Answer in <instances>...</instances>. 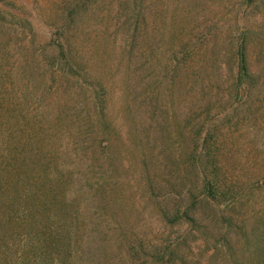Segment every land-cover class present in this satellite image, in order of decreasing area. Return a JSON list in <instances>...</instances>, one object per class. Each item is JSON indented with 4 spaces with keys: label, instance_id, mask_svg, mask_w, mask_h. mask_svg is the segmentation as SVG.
I'll return each mask as SVG.
<instances>
[{
    "label": "rangeland",
    "instance_id": "374dc122",
    "mask_svg": "<svg viewBox=\"0 0 264 264\" xmlns=\"http://www.w3.org/2000/svg\"><path fill=\"white\" fill-rule=\"evenodd\" d=\"M61 45L85 65L88 82L63 67ZM241 50L259 83L237 92ZM189 112L201 113L211 129L235 211L194 202L185 190L175 195L166 184L177 173L164 168L155 121L167 120L175 132ZM14 131L35 138L30 155L47 167L31 172L34 180H49L62 197L78 195L68 206L81 208L74 245L66 247L73 264H230L227 248L238 258L248 246L235 238L224 244L223 210L249 225L264 221V0H0V160L12 157ZM152 142L159 186L150 192L144 153ZM10 170L0 177L7 181L0 261L19 264L9 244L22 245L41 227L24 223L19 206V224L3 222L7 194L14 202L15 186L25 187ZM189 205H197L199 226L174 218Z\"/></svg>",
    "mask_w": 264,
    "mask_h": 264
},
{
    "label": "trees",
    "instance_id": "16d2710c",
    "mask_svg": "<svg viewBox=\"0 0 264 264\" xmlns=\"http://www.w3.org/2000/svg\"><path fill=\"white\" fill-rule=\"evenodd\" d=\"M60 49L63 55L61 59L63 67H68L74 73L84 75V80L88 82L89 76L87 75L88 71L84 68L85 65L79 61L68 59L67 52L63 49L62 45ZM241 55L239 69L235 75V88L238 90L237 92L240 89L243 90L245 86L251 87L259 83V78L256 74L251 73L246 63L244 51L241 52ZM98 88L100 92H104L102 84ZM99 96H101L102 100L106 101L104 94L98 93ZM100 109L102 116L99 117L104 119L100 124H103L107 119V108L101 106ZM238 111L240 112V109ZM195 112L197 111L195 110ZM226 116L224 120L228 121L230 116ZM201 118V113H187L185 124L177 128V130L175 129V132H173L167 120L160 119L155 121L156 126L154 127L153 134L155 136L157 133L158 137L155 140H160L161 142L160 154L162 155L164 168L169 167L168 169L173 174L177 173L173 181L165 179L166 184L171 185V190L175 195L181 196L185 190L186 194L190 193L194 202L203 200L206 202L210 201L218 206L225 204V208L228 207L235 211L237 206L235 196L229 199L226 190H224L226 183H223L219 173V164L214 159L215 154L212 147L216 140L214 142L211 141V129L205 127L206 121L203 120L201 122ZM102 128L106 130L109 126L104 125ZM34 139L30 138L28 134H23L22 136L20 132L14 131L9 143L12 145L8 148L12 153V157L8 156L5 157V160H0V177H7L11 168L14 170L13 173L15 175L11 174L9 178L14 181L15 179H23L22 183H25L24 188L15 186L14 191H12L15 197L14 202H12V193L9 192L7 194L6 198L11 196L9 202L12 204L10 207L7 206V215L6 217L3 216V222L8 226L18 225L19 221L17 219L18 215L15 213V207L19 206L22 207L21 211H19V218L24 223L35 224L41 227L34 237L29 238V236H26L27 240H23L22 245L18 246L17 244L10 243L9 248L17 247L16 249L19 250V264H24L23 261L25 262L27 259L29 262L35 261V264L38 261L39 264H73L74 257L72 256V252H69L67 248H71L74 245L71 233L73 232L75 236L77 230H79L77 218L81 208L79 207V209L72 211L68 209V206H73L78 195L76 197H62L63 194L58 191V188L47 185L49 180H34L35 176L31 175V172L42 174V171H46L47 168L40 164L39 161L35 162L37 159L30 155V151L35 145ZM140 139L141 137L139 138V142ZM156 148L157 144H153L152 142L145 151L146 167L144 174L146 175V180L140 178L142 182L143 180L145 181L143 182L145 190L150 192L156 190V184L159 181L158 175L151 171V169L157 168L156 165L159 161L158 156L154 157ZM191 176L199 178L200 184H195L191 180ZM187 180V186L184 188V183ZM6 182L0 178V188L2 187V190H5L3 188H6L4 186ZM26 185L27 187L31 185V189H25ZM195 190L199 191L196 193ZM69 202L71 204H68ZM195 206L197 205H189L182 212L181 209L177 210L174 213L175 215L173 214L174 218H186L194 226H199L200 218L196 215ZM233 211L228 213L223 210L222 212V218L225 221L223 222L225 231H222L221 237L223 240H226L224 243L226 246H232L229 239L235 238L236 241L243 240L248 247L247 249L245 248V251L240 250L238 258H236L234 246L228 247L227 254L230 257V261H228L230 264H244L246 260H248V264H264V221L259 226L253 223L249 225L246 222V217L241 218L239 215H235ZM36 218L37 221L35 222ZM260 227H262V230H260ZM170 247V245L166 246V248L164 247L165 252L162 251L161 253L166 254V249L168 250ZM36 257L39 258L37 259ZM0 264H2V261H0Z\"/></svg>",
    "mask_w": 264,
    "mask_h": 264
}]
</instances>
